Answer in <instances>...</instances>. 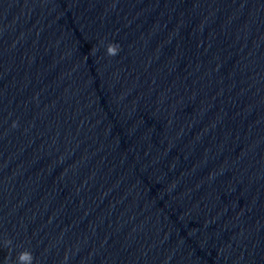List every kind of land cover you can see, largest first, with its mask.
<instances>
[{"label":"water","instance_id":"1","mask_svg":"<svg viewBox=\"0 0 264 264\" xmlns=\"http://www.w3.org/2000/svg\"><path fill=\"white\" fill-rule=\"evenodd\" d=\"M25 250L264 264V0H0V264Z\"/></svg>","mask_w":264,"mask_h":264},{"label":"clouds","instance_id":"2","mask_svg":"<svg viewBox=\"0 0 264 264\" xmlns=\"http://www.w3.org/2000/svg\"><path fill=\"white\" fill-rule=\"evenodd\" d=\"M107 55L115 56L119 52V45L115 43H109L106 48ZM15 126V125H14ZM7 245L11 244V241L5 242ZM17 264H33V255L31 252L25 250L19 253L17 257Z\"/></svg>","mask_w":264,"mask_h":264}]
</instances>
